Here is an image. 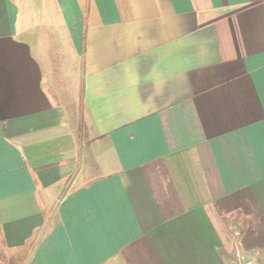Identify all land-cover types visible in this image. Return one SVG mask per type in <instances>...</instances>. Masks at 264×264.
<instances>
[{"label": "crops", "instance_id": "obj_1", "mask_svg": "<svg viewBox=\"0 0 264 264\" xmlns=\"http://www.w3.org/2000/svg\"><path fill=\"white\" fill-rule=\"evenodd\" d=\"M248 260L264 0H0V264Z\"/></svg>", "mask_w": 264, "mask_h": 264}, {"label": "built area", "instance_id": "obj_2", "mask_svg": "<svg viewBox=\"0 0 264 264\" xmlns=\"http://www.w3.org/2000/svg\"><path fill=\"white\" fill-rule=\"evenodd\" d=\"M241 255H240V253L239 252H237V257H240ZM245 264H253L251 261H245Z\"/></svg>", "mask_w": 264, "mask_h": 264}]
</instances>
